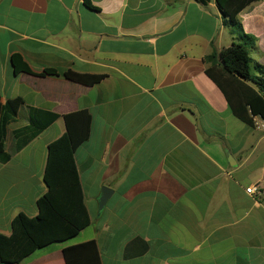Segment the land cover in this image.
<instances>
[{
  "label": "crops",
  "instance_id": "1",
  "mask_svg": "<svg viewBox=\"0 0 264 264\" xmlns=\"http://www.w3.org/2000/svg\"><path fill=\"white\" fill-rule=\"evenodd\" d=\"M90 2L96 10L82 0H0V101L23 100L6 127L0 234L17 214H38L62 116H91L74 153L90 224L18 264H65L64 248L90 240L101 264H264V127L235 118L205 74L216 63L208 57L239 41L237 29L215 0ZM238 19L255 39L252 61L264 65V0ZM14 54L30 74L15 72ZM67 71L104 78L84 87ZM30 107L58 118L16 151ZM256 184L261 192H245ZM104 186L112 194L99 212Z\"/></svg>",
  "mask_w": 264,
  "mask_h": 264
},
{
  "label": "trees",
  "instance_id": "2",
  "mask_svg": "<svg viewBox=\"0 0 264 264\" xmlns=\"http://www.w3.org/2000/svg\"><path fill=\"white\" fill-rule=\"evenodd\" d=\"M83 4L96 10L90 0ZM207 5L210 0H198ZM261 0H215L223 24L238 31V42L207 58L215 64L206 68V76L222 92L232 115L242 123L254 128V119L264 123V65L256 64L250 56L255 39L243 32L238 15L246 7ZM15 72L30 74L27 64L19 55H12ZM55 74V70H46ZM68 81L84 87H92L103 80L102 75L79 74L67 71ZM23 100L15 98L0 101V162L9 160L4 150L6 127L18 114ZM58 118L52 112L30 107L28 124L14 131L16 151L41 134ZM65 131L47 148V162L43 181L46 193L37 200L38 214L28 217L17 214L11 222V233L0 234V263L18 264L37 250L76 237L90 224L79 182L74 153L90 135L91 116L77 111L62 116ZM146 251L144 244L141 252ZM126 257L127 255L124 254ZM65 264H101L94 240L63 249Z\"/></svg>",
  "mask_w": 264,
  "mask_h": 264
},
{
  "label": "water",
  "instance_id": "3",
  "mask_svg": "<svg viewBox=\"0 0 264 264\" xmlns=\"http://www.w3.org/2000/svg\"><path fill=\"white\" fill-rule=\"evenodd\" d=\"M111 194H112V190L109 187L104 186L101 188V193L98 199V211L99 212L106 206L109 198L111 197ZM0 264H13V263L3 262Z\"/></svg>",
  "mask_w": 264,
  "mask_h": 264
},
{
  "label": "built area",
  "instance_id": "4",
  "mask_svg": "<svg viewBox=\"0 0 264 264\" xmlns=\"http://www.w3.org/2000/svg\"><path fill=\"white\" fill-rule=\"evenodd\" d=\"M260 126L264 127L263 121H261L258 118L254 119V128H259ZM262 191V185L256 184V185H250L245 189V192L249 195H254L256 193H259Z\"/></svg>",
  "mask_w": 264,
  "mask_h": 264
}]
</instances>
